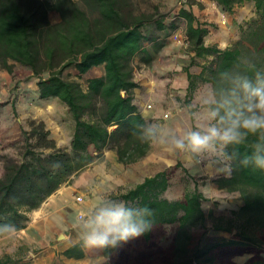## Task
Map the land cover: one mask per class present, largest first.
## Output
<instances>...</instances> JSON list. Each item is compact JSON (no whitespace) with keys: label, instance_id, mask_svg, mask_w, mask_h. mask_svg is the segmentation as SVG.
Instances as JSON below:
<instances>
[{"label":"trees","instance_id":"1","mask_svg":"<svg viewBox=\"0 0 264 264\" xmlns=\"http://www.w3.org/2000/svg\"><path fill=\"white\" fill-rule=\"evenodd\" d=\"M213 1L228 11L251 1L254 16L240 25L238 37L229 46L219 49L204 45L207 29L194 26L193 15L180 7L178 15L186 20V50L193 52L190 64H197L196 58L205 59L199 73L187 71L186 102L199 84H207L219 98L233 86L235 76L254 80L259 72L264 77V0ZM49 10L59 14V21L50 22ZM164 17L156 6L136 13L133 0H0V69L11 74L15 64L28 68L36 78L38 97L57 98L73 120L66 147L57 146L44 121L35 119L21 128L17 140L1 146L13 151L0 153V232L7 225L20 228L27 211L73 174L101 159L105 147L115 150L123 164L147 154L150 144L141 139L152 120L143 119L133 101V89L139 84L133 79L132 62L137 57L139 63L148 65L152 56L145 42H152L157 50L161 43L156 31L169 34L176 27L173 21L165 24ZM100 64L103 75L88 78L84 87L78 79ZM68 70L71 79L64 76ZM254 140L250 137L248 144ZM248 151L247 145L226 149L239 156ZM230 163V175L224 172L213 179L218 188L237 191L242 200L237 209L217 217L213 224L214 229L228 232L229 238L201 245L194 236V229H205V197L177 159L113 196L150 207L154 212L151 231L115 249H90L88 256L103 255L104 264H153L147 260L160 250V241L169 231L172 243L160 253L158 264L211 263L215 256L228 264H264V171L239 166L235 156ZM177 168L186 172L192 188L169 198L167 191ZM83 248L79 240L63 254L80 258L85 255ZM243 254H248L243 263L231 261ZM5 262L0 259V264Z\"/></svg>","mask_w":264,"mask_h":264},{"label":"crops","instance_id":"2","mask_svg":"<svg viewBox=\"0 0 264 264\" xmlns=\"http://www.w3.org/2000/svg\"><path fill=\"white\" fill-rule=\"evenodd\" d=\"M180 7L187 9L193 15L192 24L194 26L200 25L207 29L203 37L204 45H213L219 49L229 46L238 37L240 25L254 16V5L251 1L236 5L230 11L223 10L213 0H191L178 4L171 10L168 8L170 11H160L165 15V24L173 21L176 26L169 34H163V30L156 31V40L161 43L160 50L167 47L169 40L176 44L171 37L173 32L185 33L186 20L178 15ZM152 9L135 10V12H149ZM48 18L50 22L55 23L59 21L60 17L55 10H49ZM165 30H168L166 26ZM145 46L151 56L154 51L159 50H154L152 42H145ZM174 50L176 54L169 59L170 61L176 59L174 62L177 69L166 79L172 88L170 95L182 98L183 102H180V107L177 108L179 105H174L169 99L165 107L167 110L158 109L155 105L156 94L153 93L158 84L141 77L139 73H134L133 76L134 81L139 84L133 89V101L145 118L157 116L161 111L162 115L164 111H168L169 119L166 124L169 125H165L166 128L198 130L206 123L202 118V113L208 101L202 103V97L205 95L211 97L212 92L207 84H199L186 102L187 71L193 74L199 73L205 59L196 58L198 63L190 64L192 51H187L181 46ZM151 61H153V57ZM103 73L104 67L103 64H100L90 68L78 80L85 87L88 78L100 77ZM68 78L71 79V77ZM148 104H150L149 108L146 107ZM150 149L144 157L139 159L140 161L144 162L150 159L163 161L165 159L161 156L157 157ZM187 159L188 163L183 159L179 160L192 175H210L218 171L217 165L212 168L208 163L210 160L208 157L205 158L204 165H192L191 157ZM131 164L119 162L115 150L105 147L101 159L91 162L73 174L69 181H65L37 207L27 211L20 228H14V231L11 232L8 230L0 232V259L5 258V264H104L103 255L90 257L88 251L91 248L85 246L83 248L85 255L80 258L67 257L63 251L79 242L80 236L74 225L78 215H84L89 205L95 203V193L98 191L109 193L118 187L126 186L129 189L142 181L145 176L151 175L147 174L140 180H136V175L131 174L128 169ZM192 167H197L198 170L194 172ZM131 181H134L133 186H129ZM216 188L219 191L224 190L218 186ZM78 195L81 196V201H76Z\"/></svg>","mask_w":264,"mask_h":264},{"label":"clouds","instance_id":"3","mask_svg":"<svg viewBox=\"0 0 264 264\" xmlns=\"http://www.w3.org/2000/svg\"><path fill=\"white\" fill-rule=\"evenodd\" d=\"M231 82L233 86L219 98L215 92L202 97V103L208 101L202 113L206 123L198 130L149 126L141 140L186 163L191 157L192 165L203 163L206 154L215 157L208 163H221V170L229 175L234 156L239 166L264 171V77L257 72L254 80L235 76ZM250 137L255 140L248 144ZM244 145L249 151L243 156L226 152L229 146ZM94 200L74 225L86 248L115 249L151 231L154 212L150 207L114 198L105 191L95 193ZM4 227L14 231L12 225Z\"/></svg>","mask_w":264,"mask_h":264},{"label":"rangeland","instance_id":"4","mask_svg":"<svg viewBox=\"0 0 264 264\" xmlns=\"http://www.w3.org/2000/svg\"><path fill=\"white\" fill-rule=\"evenodd\" d=\"M133 1L135 4V10L137 11L141 9H152V7L156 6L158 10L162 12L170 11L176 5L183 4L188 0ZM175 48H180V46L169 40L167 47H164L165 50L159 49L158 51H154V53H152L153 61H151L148 65L139 63L137 57H135L132 62L135 74L139 73L141 77L152 80L155 84H158V87L155 86V91L153 92L156 94L155 105L158 109L167 110L165 107L167 106L169 99H171V102L174 105H179L177 108L180 107V102H183L182 98L170 95L172 88L170 87V82L166 79L168 75L170 76L171 73L177 69V65L174 62L176 59L174 58L172 61L169 59V57L172 58V56L176 54V51L174 50ZM64 76L72 78V72L66 71ZM172 112L174 113V110ZM161 113L162 111L159 112V115L157 116L147 118L152 120V126L163 125L165 127V125H169L166 124L168 123L169 112L164 111L162 115ZM30 119L43 120L46 128L50 132V136L55 140L57 146L66 147L68 145L73 128V120L65 105L57 98L47 100L40 99L36 91V78L31 76L28 68L15 64L11 74L4 69H0V153L13 151L8 148L1 149V146L6 147L7 144L17 140L20 136L21 128H27L28 121ZM150 148V151L156 154L157 157L161 156L165 159L163 161L150 159L145 160L144 162L139 160L132 163L128 169L131 174L133 173L136 175V180H140L143 176L152 174L160 168L162 169L167 166H171L177 160V158L169 156L166 152L153 145H150ZM206 157H208V159H215V157H209L206 154L204 158H201L203 163H200V165H204ZM210 165L212 168L214 167L213 164ZM215 165H217L218 169L216 173L210 175H193L197 180L199 189L205 197V200L202 201L203 209L206 214L205 229L196 228L193 230L194 236L199 239L201 245L207 242L229 238L228 232L214 229L213 224L215 223V219L217 217L228 216L231 210L237 209L242 204V200L237 191H227L225 189L222 191L217 190L213 179L224 172L221 170L223 166L221 163H217ZM188 174L191 173L188 171ZM186 175V172H184L182 168L174 170L171 177L172 184L170 189L167 191V196L169 198L179 197L184 190L192 188V180ZM133 185L134 181H131L129 186ZM127 189V186L118 187L109 193L113 197L126 191ZM166 228L169 230L168 227ZM169 234L170 233L168 231V236L160 241V250L157 253L150 255L147 261H153V264H158V259L161 256L160 253L170 249L172 241ZM247 257L248 254L236 255L231 258V261L243 263ZM228 263L229 262L225 258L218 259L216 256L211 263L203 262V264Z\"/></svg>","mask_w":264,"mask_h":264},{"label":"built area","instance_id":"5","mask_svg":"<svg viewBox=\"0 0 264 264\" xmlns=\"http://www.w3.org/2000/svg\"><path fill=\"white\" fill-rule=\"evenodd\" d=\"M172 40L179 46L186 48L187 43H186V35L185 33H180L178 31H175L171 34ZM147 108L150 107V104L146 105ZM76 201H81V196L78 195L76 197ZM82 215H78V218Z\"/></svg>","mask_w":264,"mask_h":264}]
</instances>
